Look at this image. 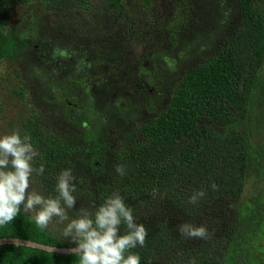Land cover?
Here are the masks:
<instances>
[{
  "label": "trees",
  "instance_id": "trees-1",
  "mask_svg": "<svg viewBox=\"0 0 264 264\" xmlns=\"http://www.w3.org/2000/svg\"><path fill=\"white\" fill-rule=\"evenodd\" d=\"M125 1L96 0L91 35L73 40L66 27L76 0H0V60L29 61L45 80L39 104L81 140L80 146L65 143L43 128L38 116L25 121L22 136L29 135L40 153L34 166L45 167L43 176L33 177V189L56 195L58 174L71 168L76 209L99 205L118 192L148 230L145 245L131 250L140 264H257L256 255L264 254V0H194L201 8L199 19L215 32L226 21L230 25L239 10L233 37L183 66L186 50L191 55L189 48L203 33L194 38L174 34V54L152 57L162 71L140 68L128 80L154 88L152 97L102 104L94 90L125 82L128 45L136 33ZM15 6L29 17L22 16L12 28ZM50 16L51 26L45 20ZM88 23L91 27L89 18ZM145 109L154 114L142 121ZM114 132L118 146L111 143ZM119 165L125 167L122 177ZM201 189L206 195L198 205L190 204L189 197ZM69 215L76 218L75 210ZM183 223L205 226L209 238L181 235ZM66 224L54 219L41 230L33 215L21 211L13 223L0 227V239L70 248L74 245L63 237ZM0 264L79 260L3 245Z\"/></svg>",
  "mask_w": 264,
  "mask_h": 264
},
{
  "label": "rangeland",
  "instance_id": "rangeland-1",
  "mask_svg": "<svg viewBox=\"0 0 264 264\" xmlns=\"http://www.w3.org/2000/svg\"><path fill=\"white\" fill-rule=\"evenodd\" d=\"M88 3H90L89 6H87ZM96 3V0H76L72 6L73 16L68 17L70 22L66 27L72 31L68 32L71 39L78 40L79 36L91 35L93 26L96 24L94 21L96 18L91 10L92 4ZM125 7L134 17L136 27V33L128 45L125 82L118 84L111 81L108 86L100 88L101 91L95 89L94 92L102 104L117 100L134 103L140 97L146 99L152 97L155 94L154 88H144L128 80L130 75L140 68L162 71L163 67L154 62L152 57H156L159 53L174 54L172 38L174 34H178L179 38H194L198 33H203L199 36L201 38L199 44L189 48H192L191 55L188 56L187 49L186 58L182 59L183 66H189L196 63L202 55H209L223 47L240 25L239 10H237L231 15L234 16L231 24L229 25L230 21H226L219 31L215 32L210 24L202 23L199 19L201 8L194 0H126ZM65 9L70 10V7ZM13 15L12 28L21 24L17 22L22 16L23 20L29 17L25 9L17 6L13 8ZM88 18L91 21V27ZM45 20L50 26L55 22L53 16L46 17ZM215 22V19H212V23ZM28 62L23 58L0 60V136L11 134L14 130H19L22 135L25 121L38 116L43 128L59 134L65 143L80 146L81 140L78 134L70 128L62 127L56 113L39 104L45 80ZM80 83L81 81L78 86H84ZM153 114L154 112L145 109L140 115L141 120H147ZM111 143L114 146L119 145L117 132L111 134ZM34 182L33 179L32 189ZM256 260L257 264H264V254L258 253Z\"/></svg>",
  "mask_w": 264,
  "mask_h": 264
},
{
  "label": "clouds",
  "instance_id": "clouds-1",
  "mask_svg": "<svg viewBox=\"0 0 264 264\" xmlns=\"http://www.w3.org/2000/svg\"><path fill=\"white\" fill-rule=\"evenodd\" d=\"M39 155L31 137L22 136L19 130L0 136V227L13 223L21 211L33 213L35 225L41 230L47 229L54 219L60 224L67 222L63 237L74 245L69 251L78 257L79 264H140L139 255L131 250L145 245L148 230L137 223L124 198L114 192L99 205L76 209V178L71 168L58 174L56 195L38 193L32 189L33 177L45 172L43 164L34 166ZM116 172L124 176L125 167L117 166ZM211 188L217 190L218 186L213 183ZM205 195L204 189L195 191L188 202L198 205ZM73 210L74 219L69 215ZM178 231L187 238L210 236L205 226L191 223L181 224Z\"/></svg>",
  "mask_w": 264,
  "mask_h": 264
},
{
  "label": "water",
  "instance_id": "water-1",
  "mask_svg": "<svg viewBox=\"0 0 264 264\" xmlns=\"http://www.w3.org/2000/svg\"><path fill=\"white\" fill-rule=\"evenodd\" d=\"M3 245H15V246H25L34 248L37 250L49 252V253H55V254H64V255H70L69 248H63V247H56V246H49L44 245L36 242H32L27 239H18V238H2L0 239V246Z\"/></svg>",
  "mask_w": 264,
  "mask_h": 264
},
{
  "label": "bare ground",
  "instance_id": "bare-ground-1",
  "mask_svg": "<svg viewBox=\"0 0 264 264\" xmlns=\"http://www.w3.org/2000/svg\"><path fill=\"white\" fill-rule=\"evenodd\" d=\"M138 10V9H137ZM163 24V23H162ZM163 27V26H162ZM154 32V31H153ZM169 33V32H168ZM155 38V37H154ZM116 39V38H115ZM180 41V40H179ZM169 45V44H168ZM158 48V47H157ZM133 52V51H132ZM141 54V53H140ZM145 54V53H144ZM187 73V72H186ZM130 80V79H129ZM158 87V86H157ZM98 89V88H97ZM264 188V187H263ZM246 205V204H245ZM261 242V241H260Z\"/></svg>",
  "mask_w": 264,
  "mask_h": 264
}]
</instances>
